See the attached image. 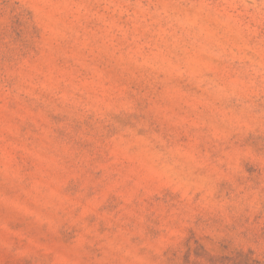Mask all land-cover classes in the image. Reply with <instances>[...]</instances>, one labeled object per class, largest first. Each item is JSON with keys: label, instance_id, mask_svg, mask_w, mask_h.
Instances as JSON below:
<instances>
[{"label": "rangeland", "instance_id": "rangeland-1", "mask_svg": "<svg viewBox=\"0 0 264 264\" xmlns=\"http://www.w3.org/2000/svg\"><path fill=\"white\" fill-rule=\"evenodd\" d=\"M0 264H264V0H0Z\"/></svg>", "mask_w": 264, "mask_h": 264}]
</instances>
